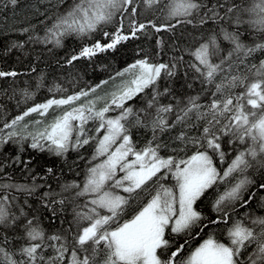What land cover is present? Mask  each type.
<instances>
[{
    "label": "snow or ice",
    "instance_id": "6c2138e0",
    "mask_svg": "<svg viewBox=\"0 0 264 264\" xmlns=\"http://www.w3.org/2000/svg\"><path fill=\"white\" fill-rule=\"evenodd\" d=\"M142 2L148 9L158 8L164 23L137 22V0H49L56 12L51 16L37 12L46 16L41 23L51 20V25L42 37L29 39L60 48L69 37L84 40L102 33L108 42L83 45L67 59L71 65L115 50L130 38L138 39V33L146 34L148 28L159 33L180 24L196 27L211 21L220 25L219 33L192 50L194 60L189 63L196 78L211 90V99L201 104L197 95L183 103H161L169 89L161 91L159 81L162 76L173 77L176 65L138 59L116 73L121 83L107 98H91L101 87L98 84L60 98L53 96L5 121L0 146L12 142L22 150L23 143L30 140L31 149L58 157L89 145L93 151L83 181L62 185V192L73 193L70 202L74 203L73 219L64 232L47 234L37 218H28L17 203L16 193L32 195L37 185L0 183V227L22 229L20 243L11 251L9 237L0 238V264H264V216L250 217V223L232 220L236 205L246 207L255 197L249 191L255 184L249 170L264 171V59L250 62L257 52H264V41L246 44L240 31L247 24L264 34V0H251L247 7L229 0ZM9 3L15 7L18 0ZM222 22L235 30L229 31ZM110 25H116L115 31L106 30ZM21 31L27 33L29 28ZM218 36L231 45L226 54H222ZM17 75L16 71L0 70V78ZM50 91L66 90L56 86ZM141 94L148 97L145 106L134 109L128 102ZM24 96L31 99L34 93L25 90ZM53 108L63 110L50 122L32 121L36 130L28 131L30 125L23 123L26 117L33 113L46 117ZM21 126L24 132L18 131ZM177 127L180 131L171 137ZM140 129L150 133L142 146L134 139V130ZM166 134L170 140L164 139ZM225 138L238 147L221 169L217 160L225 163ZM165 152L168 154H162ZM14 163H20L18 156ZM221 185L224 191L217 192L212 203L216 218L210 219L199 204L210 189ZM259 190L264 191V183ZM53 195L60 194L44 193L45 198ZM52 203L63 206L66 198L61 196ZM21 218L22 224L18 223ZM220 224L225 225L223 238L210 231L206 239L192 246V240L206 228Z\"/></svg>",
    "mask_w": 264,
    "mask_h": 264
},
{
    "label": "trees",
    "instance_id": "16d2710c",
    "mask_svg": "<svg viewBox=\"0 0 264 264\" xmlns=\"http://www.w3.org/2000/svg\"><path fill=\"white\" fill-rule=\"evenodd\" d=\"M70 2V0H69ZM210 3H216V0H209ZM241 7H247L251 0H229ZM7 4V7L5 5ZM136 21L139 23H147L143 17L142 10L147 9L142 0H137ZM45 12L46 16L53 15L56 12L49 0H18V4L13 7L9 0H0V70L16 71V77L0 78V128H3L5 121H11L17 115L22 114L28 107L36 103H43L47 99L55 96H67L81 89H89L96 85L102 84L103 81L111 80L116 76L117 72L122 71L130 64L138 59H148L151 63H168L173 64L164 55L175 58V75L171 78L163 77L159 81L161 91L167 84L169 95L161 99V103H183L189 96H200V103L207 104L211 99L210 89L207 85H202L201 81L196 78V73L189 67L188 63L193 62L194 58L190 52L199 44L205 42L213 33H219L220 25L209 21L207 24L200 26L188 24L177 25L172 31L155 32L153 29H146L145 33H138V39L130 38L128 41L117 45L115 50H109L104 53H98L91 59L81 58L73 64L69 65L67 59L79 52L80 48L85 44H91L96 40L102 43L108 41L104 39L102 33L97 32L91 39L81 40L76 37H69L64 41L63 47L55 48L51 44L44 45L30 40V36H43L45 28L50 26L52 21L41 23L46 16H41L37 12ZM60 10H63L61 7ZM152 17H159V9H150ZM246 18V17H245ZM157 24H161L160 18L155 19ZM223 26L233 31L234 26L222 22ZM129 20H124L125 33L128 32ZM23 28H29L27 33L22 32ZM116 25H113L109 32H113ZM242 32L241 39L246 44L264 41V34L257 33L249 28L247 24L240 29ZM162 42V43H158ZM221 48L224 50L222 54H226L231 48L228 41H224L218 36ZM15 45V46H14ZM22 45V46H21ZM160 47V49H158ZM162 55V56H161ZM180 57L185 62L180 61ZM264 59V52H257L250 58L251 63H259ZM191 85V86H189ZM60 86L66 91L54 92ZM34 93L31 99H25L24 91ZM149 91L150 90H146ZM236 91H240L237 89ZM148 97L143 94L137 96L128 103L139 109L145 106ZM114 114V113H113ZM180 131L174 129L170 134L174 137ZM145 139V143L150 139V133L143 129L134 130V139L140 144L137 136ZM196 134L195 131L192 133ZM164 139L170 140L168 134ZM30 140L25 141L22 146L9 142L0 146V166H4V171L0 172V183L14 182L17 184H27L31 186L33 183L37 185L32 195L16 193L18 196L17 203L24 207L28 218L35 216L47 234L64 232L68 229L73 219L72 209L74 203L72 200V192H62V185L72 182L80 183L85 177L88 161L91 157L92 146H85L79 151H69L65 156L58 157L44 151L39 152L29 147ZM223 150L226 152V160L223 165L217 160L218 168L227 167V163L235 155L234 145L228 143L227 138L222 142ZM167 155V153L165 154ZM19 157L20 163H14L16 157ZM83 156V158H81ZM52 172L49 173L48 169ZM249 176L255 181L249 191L255 193V197L250 200L246 207L236 205V209L232 212V220L243 219L245 223H249L251 216H263L264 214V191L259 190V184L264 183V171L249 170ZM10 177L11 179H7ZM35 178V179H34ZM225 186L221 185L218 189H210L205 198L199 204L201 211L210 219L216 218V213L212 210V203L216 198L217 192H223ZM44 193H58L48 198L44 197ZM66 198L65 205L52 203L54 200ZM146 201V197L143 198ZM245 200L248 195L245 194ZM27 201L25 204L24 201ZM80 201H75L79 203ZM48 207H45V205ZM53 210L55 216H53ZM13 211H17L13 207ZM131 211V209H130ZM17 214H19L17 212ZM247 214V216H246ZM229 221V223L232 222ZM24 219L21 218L18 223L22 224ZM225 225L220 224L206 228L199 237L192 240V246L195 247L203 239L207 238L209 232H214L217 238H223ZM22 232L21 228L5 229L0 227V238L5 234L9 237L11 243L8 245L9 250H13L19 243L18 237ZM183 243L181 239L179 241Z\"/></svg>",
    "mask_w": 264,
    "mask_h": 264
},
{
    "label": "rangeland",
    "instance_id": "374dc122",
    "mask_svg": "<svg viewBox=\"0 0 264 264\" xmlns=\"http://www.w3.org/2000/svg\"><path fill=\"white\" fill-rule=\"evenodd\" d=\"M126 78L127 77H125L124 79H126ZM121 80H122L121 77H117L116 76L113 79V81H114L113 83L107 81V83L102 84L101 87L97 88L96 92L92 94L91 98H94L95 96H100V97L107 98V94L111 93L112 91H114L115 88L117 87V85H119L121 83ZM98 106H100V105H98ZM65 107H67V106H65ZM62 110L63 109H55V108L50 109L49 112H48V115L46 117H40L38 114L33 113L31 116L26 117L25 121L23 123H28L30 125V127L28 128V131H34V130H36L37 126L33 125L32 121H34V120H43L45 123L50 122L54 118V116L57 115ZM166 153L167 152L162 153V154L165 155ZM186 251H187V249H186Z\"/></svg>",
    "mask_w": 264,
    "mask_h": 264
},
{
    "label": "bare ground",
    "instance_id": "6f19581e",
    "mask_svg": "<svg viewBox=\"0 0 264 264\" xmlns=\"http://www.w3.org/2000/svg\"><path fill=\"white\" fill-rule=\"evenodd\" d=\"M142 13H143V17L147 20V22L149 21V20H154L155 21V19H161L162 21L160 22V23H164V21H163V18H162V16H161V12L159 11V13H158V15H159V17H152V15H151V13H150V9H145V10H142ZM126 20H128V18L126 17L125 18ZM173 23H175V21H173ZM113 25H110V26H107V30H110V28L112 27ZM159 42V41H158ZM158 49H160V47L158 48ZM162 56V55H161ZM164 57L165 58H167L169 61H171L172 63H174V64H176L175 63V58L174 57H172V56H170V55H164ZM181 62H185V59L183 58L182 60H180ZM186 63V62H185ZM189 64V63H188ZM177 65V64H176ZM127 68V67H126ZM125 68V69H126ZM124 70V69H123ZM121 72V71H120ZM116 76H114L113 78H112V80H108V82H111V83H113L114 81H113V79L115 78ZM100 85H102V84H100ZM167 87V84L166 85H164V87L162 88V89H164V88H166ZM170 93V92H169ZM169 95V94H168ZM164 97H166V96H163V97H161V99L163 100L164 99ZM180 128L179 127H177V130H179ZM18 130L19 131H21V132H24V129H23V127L21 126V127H19L18 128ZM5 131H7V129L5 130ZM137 139H138V141H139V143L140 144H143V143H145L144 141H145V139H140V137H139V134H138V136H137ZM238 205V204H237ZM263 216H264V214H263ZM251 217H256V215L255 216H251ZM249 219V218H248ZM249 221V223H250V219L248 220Z\"/></svg>",
    "mask_w": 264,
    "mask_h": 264
}]
</instances>
